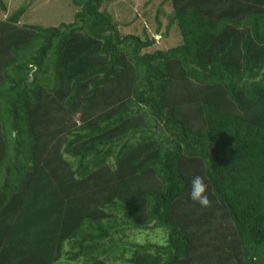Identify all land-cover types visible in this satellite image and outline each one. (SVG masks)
<instances>
[{
  "label": "trees",
  "instance_id": "1",
  "mask_svg": "<svg viewBox=\"0 0 264 264\" xmlns=\"http://www.w3.org/2000/svg\"><path fill=\"white\" fill-rule=\"evenodd\" d=\"M106 1L0 19V264H264V0H148L153 51Z\"/></svg>",
  "mask_w": 264,
  "mask_h": 264
},
{
  "label": "rangeland",
  "instance_id": "2",
  "mask_svg": "<svg viewBox=\"0 0 264 264\" xmlns=\"http://www.w3.org/2000/svg\"><path fill=\"white\" fill-rule=\"evenodd\" d=\"M148 0H112L104 3L103 9L114 15L120 24V30L125 34L143 35V29L148 30L150 36L157 38V43L151 50H167L182 42L177 26L165 35L167 19H163L161 33H156V22L150 14L146 2ZM157 5L162 0H153ZM8 7L7 12L0 9V19H7L20 8H25L26 13L20 25H40L44 27H59L63 24L75 22L79 8L72 0H4ZM166 8H169L166 6ZM154 15V13H153ZM135 242L147 241L149 243H164V232L159 229L135 231L131 234Z\"/></svg>",
  "mask_w": 264,
  "mask_h": 264
},
{
  "label": "clouds",
  "instance_id": "3",
  "mask_svg": "<svg viewBox=\"0 0 264 264\" xmlns=\"http://www.w3.org/2000/svg\"><path fill=\"white\" fill-rule=\"evenodd\" d=\"M190 199L198 203L201 207L210 206L208 186L201 176H196L191 181Z\"/></svg>",
  "mask_w": 264,
  "mask_h": 264
}]
</instances>
